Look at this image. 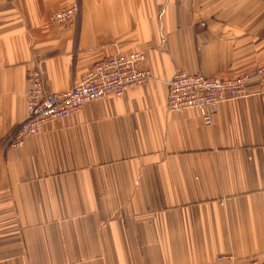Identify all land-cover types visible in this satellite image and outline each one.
Returning <instances> with one entry per match:
<instances>
[{
  "label": "crops",
  "instance_id": "crops-1",
  "mask_svg": "<svg viewBox=\"0 0 264 264\" xmlns=\"http://www.w3.org/2000/svg\"><path fill=\"white\" fill-rule=\"evenodd\" d=\"M0 0V264L264 261V94L206 126L168 111L177 70L251 74L264 62V0ZM142 52L152 79L46 123L16 151L27 73L68 90L105 58ZM227 256L228 260H218Z\"/></svg>",
  "mask_w": 264,
  "mask_h": 264
},
{
  "label": "built area",
  "instance_id": "built-area-1",
  "mask_svg": "<svg viewBox=\"0 0 264 264\" xmlns=\"http://www.w3.org/2000/svg\"><path fill=\"white\" fill-rule=\"evenodd\" d=\"M77 4L56 13L51 19L52 24L70 26L79 13ZM144 61L145 56L140 52L108 57L89 69L68 90L50 95L43 93L39 74L31 73L26 92V117L6 141L8 149L18 150L27 137L39 134L43 125L69 116L89 102L109 96L119 97L146 83L151 79V73L144 67ZM252 73L205 78L176 71L167 82V109L171 112L194 110L202 123L210 126L218 106L245 95L250 81L255 80L259 92L264 94V62ZM218 260H228V257L219 256ZM249 264H264V261L254 258Z\"/></svg>",
  "mask_w": 264,
  "mask_h": 264
},
{
  "label": "rangeland",
  "instance_id": "rangeland-1",
  "mask_svg": "<svg viewBox=\"0 0 264 264\" xmlns=\"http://www.w3.org/2000/svg\"><path fill=\"white\" fill-rule=\"evenodd\" d=\"M78 3V4H77ZM73 4H77L78 5V7H79V13L75 16V19L73 20V22H72V24L70 25V26H63V25H53L52 24V22H51V19H52V17L54 16V18H55V14L56 13H58V12H62L63 10H65V9H67V8H69V7H71ZM59 14V13H58ZM79 16H80V3H79V0H74V1H72L68 6H66L65 8H63V9H61V10H59V11H56V12H53L51 15H50V24L52 25V26H54V27H57V28H61V29H64V30H68V29H71V28H73L75 25H76V22L78 21V18H79ZM131 53H133V52H131ZM140 53H142V52H140ZM129 54V53H128ZM119 55V54H118ZM115 56V55H114ZM145 56V55H144ZM112 57V56H111ZM106 59V58H105ZM104 60V59H103ZM145 60H146V57H145ZM101 62V61H100ZM145 62V61H144ZM99 63V62H98ZM97 63V64H98ZM263 63V62H262ZM97 64H95V65H97ZM261 64V63H260ZM94 65V66H95ZM259 65V64H258ZM257 66V65H256ZM145 67V66H144ZM92 68V67H91ZM90 68V69H91ZM146 68V67H145ZM147 69V68H146ZM177 71H182V70H177ZM254 71V70H253ZM33 72H37L38 74H39V76H40V78H41V81H42V88H43V93L44 94H46V95H50V94H56V93H46V92H44V80H43V75H42V73H41V71H40V69H37V68H35V69H32L30 72H28L27 73V77H26V83H27V88H26V91H25V110H26V101H27V98H26V92H27V89H28V78H29V75L31 74V73H33ZM176 72V71H175ZM174 72V73H175ZM185 72V71H184ZM151 73V72H150ZM187 73V72H186ZM188 74H190V73H188ZM198 75H201V76H203V77H205V78H229V77H235V76H238V75H234V76H216V77H206L205 75H203V74H199V73H197ZM253 73H251L250 75H252ZM239 75H248V74H239ZM83 76V75H82ZM81 76V77H82ZM153 77H152V74H151V79H152ZM151 79H149V81L151 80ZM79 80V79H78ZM76 82V81H75ZM74 82V83H75ZM148 82V81H147ZM62 92H64V91H62ZM57 93H60V92H57ZM26 117V116H25ZM25 119V118H24ZM22 123V122H21ZM49 123V122H48ZM19 126V124L17 125V127ZM44 126V125H43ZM16 127V128H17ZM16 130V129H15ZM14 130V131H15ZM41 130H42V128H41ZM41 132V131H40ZM40 132H39V134H40ZM14 133V132H13ZM12 133V134H13ZM38 135V134H37ZM33 136H36V135H33ZM29 137H31V136H29ZM28 138V137H27ZM25 141V140H24ZM21 147V146H20Z\"/></svg>",
  "mask_w": 264,
  "mask_h": 264
}]
</instances>
